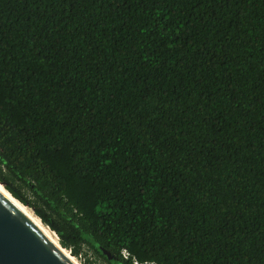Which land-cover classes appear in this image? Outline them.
Returning a JSON list of instances; mask_svg holds the SVG:
<instances>
[{"label":"trees","instance_id":"16d2710c","mask_svg":"<svg viewBox=\"0 0 264 264\" xmlns=\"http://www.w3.org/2000/svg\"><path fill=\"white\" fill-rule=\"evenodd\" d=\"M0 183L76 257L264 264V0H0Z\"/></svg>","mask_w":264,"mask_h":264},{"label":"water","instance_id":"95a60500","mask_svg":"<svg viewBox=\"0 0 264 264\" xmlns=\"http://www.w3.org/2000/svg\"><path fill=\"white\" fill-rule=\"evenodd\" d=\"M0 264H72L1 190Z\"/></svg>","mask_w":264,"mask_h":264},{"label":"bare ground","instance_id":"6f19581e","mask_svg":"<svg viewBox=\"0 0 264 264\" xmlns=\"http://www.w3.org/2000/svg\"><path fill=\"white\" fill-rule=\"evenodd\" d=\"M0 190L14 203L16 204L26 216L33 222V224L41 231V233L59 250L63 253L64 257L67 258L72 264H81L78 262L67 249L63 248L58 240V237L43 224L34 213L31 212L29 208L20 203L15 199L2 185H0Z\"/></svg>","mask_w":264,"mask_h":264},{"label":"rangeland","instance_id":"374dc122","mask_svg":"<svg viewBox=\"0 0 264 264\" xmlns=\"http://www.w3.org/2000/svg\"><path fill=\"white\" fill-rule=\"evenodd\" d=\"M74 257L77 258L78 262L81 263V264H85V263H83L84 262V258H85V262L88 263V264H107L101 258H99L96 254H94L92 251L87 250V249L83 250V253H82L81 256H78V257L74 256Z\"/></svg>","mask_w":264,"mask_h":264},{"label":"built area","instance_id":"2783aa9c","mask_svg":"<svg viewBox=\"0 0 264 264\" xmlns=\"http://www.w3.org/2000/svg\"><path fill=\"white\" fill-rule=\"evenodd\" d=\"M124 257H126V253H124ZM134 264H137V263H134Z\"/></svg>","mask_w":264,"mask_h":264}]
</instances>
